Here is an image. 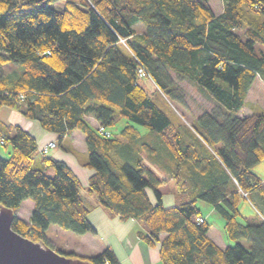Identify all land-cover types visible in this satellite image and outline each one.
Returning a JSON list of instances; mask_svg holds the SVG:
<instances>
[{
	"label": "trees",
	"instance_id": "1",
	"mask_svg": "<svg viewBox=\"0 0 264 264\" xmlns=\"http://www.w3.org/2000/svg\"><path fill=\"white\" fill-rule=\"evenodd\" d=\"M57 1L0 0V66L21 69H0V107L58 140L80 130L94 170L87 191L112 214L137 217L145 228L137 235L158 241L162 264H264V182L252 169L264 159V107L240 112L254 79L264 81V0H222L219 13L209 0ZM139 65L158 94L186 106L177 82L186 79L214 106L190 125L175 113L173 120L139 82L148 78ZM87 114L105 131L119 117L127 122L106 135ZM0 145V203L16 212L23 199L33 202L28 220L13 215V230L51 247L50 223L95 231L92 205L67 163L43 154L17 123L0 120ZM170 180L175 203L165 206L159 187ZM251 193L256 210L244 214L238 205ZM198 199L224 220L234 244L221 248L207 234L209 221H195ZM86 258L121 264L108 246Z\"/></svg>",
	"mask_w": 264,
	"mask_h": 264
},
{
	"label": "crops",
	"instance_id": "2",
	"mask_svg": "<svg viewBox=\"0 0 264 264\" xmlns=\"http://www.w3.org/2000/svg\"><path fill=\"white\" fill-rule=\"evenodd\" d=\"M222 9V8H221ZM221 11V10H220ZM220 11L216 12L219 13ZM4 105V104H3ZM1 105L0 112L5 113L6 116H2L0 120H3L7 123H17L23 129L25 128L31 135L34 137L37 145L38 150L45 147L47 145L46 142L53 141L55 142L54 146H47L46 151L43 153L45 155H50L55 159H61L76 174L78 178V182L80 184V193L88 199L89 203L92 205L91 209L88 211L87 216L91 222V224L95 227V231L93 232H84L82 234H77V239H74L75 245L72 249H69L71 252L79 253L85 256H93L94 254L98 253L104 246L111 247L113 249L114 254L118 257L121 264H162L159 259L158 251H159V244L158 241L153 245L146 244L140 237L137 235L138 231H145L143 224H141L140 220L135 217H126L124 219L120 218L117 214H112L108 208L101 204L96 194L89 193L87 191V181L90 174L93 173V168L85 165V161L87 159V152H86V143L84 141V135L80 130H73L67 136L62 137L60 140L57 139V134L54 132L44 130L37 120H32L20 112L15 110L14 108H10L7 105L3 109L4 106ZM85 119H88L90 124L94 127H98L99 121L93 118L92 115L87 114ZM109 132L110 130L107 129ZM262 166V167H261ZM262 173H264V165L260 163ZM264 178H262L263 180ZM264 182V180H263ZM150 190L149 188L146 189V192ZM148 193V192H147ZM149 196V193H148ZM154 196V195H153ZM150 198V196H149ZM155 199V197H154ZM163 199V194L161 195V201ZM151 201V199H150ZM26 203L28 208V214L26 217H23L20 214V207L22 203ZM152 202V201H151ZM155 203V202H153ZM33 202L30 198L23 199L20 205L17 207V211L15 212L16 215L20 216L22 219L28 220L30 211L32 210ZM201 210V214L204 215L205 220L210 216L211 213L214 212L212 206L209 204L207 210ZM101 215L105 219H108L110 223L116 225V227L120 228L121 230L118 231L119 234H116L114 237L109 235V232L104 230L103 235H100L101 228L98 226L96 219L98 216ZM95 219V220H94ZM239 221H244L243 219H239ZM210 226L207 230V234L209 238H211L218 246L221 248L226 246L227 244H231V241L226 237L223 238V233L218 231V229L214 228L212 222L210 221ZM221 223V222H220ZM224 223V222H223ZM223 223L220 224L223 230ZM105 226H107L105 224ZM212 227L214 228L213 234L211 233ZM48 228V227H47ZM116 233V231H115ZM159 237H163L164 233H159ZM45 239L49 242V239L45 236ZM87 242L90 249L83 248L81 246L82 243ZM54 248L61 247L60 245H55L53 241L50 242ZM64 248H69L64 245Z\"/></svg>",
	"mask_w": 264,
	"mask_h": 264
},
{
	"label": "rangeland",
	"instance_id": "3",
	"mask_svg": "<svg viewBox=\"0 0 264 264\" xmlns=\"http://www.w3.org/2000/svg\"><path fill=\"white\" fill-rule=\"evenodd\" d=\"M62 4H63L62 0H59V1L55 2L53 5L57 8H61ZM209 5H210V7H212L213 11L216 13V12L220 11L222 8V6H221L222 0H209ZM142 26L143 25L140 22H137L135 24L136 29L138 27H142ZM0 69L3 70V74H10V73L14 72L15 70L17 73H19L21 71L19 66L15 65L11 62L9 64H4V65L0 66ZM139 82L141 83V85H143L145 87L147 92L150 95H152V98L158 103V105H160L166 111L168 116H170L174 120L175 115H173V114L175 113L176 115L179 116V118L182 121H185V122L189 121L187 123L188 125H190L189 123L191 122V118H194L202 110L210 109L214 106L213 100L210 98L208 93L201 90L195 83H191V82L187 81L186 79H182V80L177 81L179 83V86L184 91L186 106H184V105L182 106L181 104H178L177 102L171 100L167 96L160 95L157 92H155L154 91V84L152 83L151 78L142 77V78H140ZM247 91L248 92H247V95H246V98L244 101L245 103L241 107L240 112L247 113V112H250L251 110L258 111L261 107H264V81L263 80L256 77L254 79V81L252 82V84L250 85V87L247 89ZM5 107L6 106H4L3 109H8ZM2 116H6V114L2 113V110H1L0 118ZM126 122H127L126 118L119 117L113 124L109 125V127H107L106 129H108V130L110 129L112 132V135H118L120 128L122 126H124L126 124ZM4 153H5L4 148L2 147V145H0V155H3ZM260 163H262V165H264V159L260 160V162H257L256 164H254L252 169L258 176H260V178L261 177L264 178V173H262V171H261V170H263V169H261L262 166L259 167ZM159 189H160V191H162V194H163L162 202L165 206L166 205H172L175 203V193L173 190L174 189V183L172 182V180L161 185L159 187ZM147 192L149 193L151 201L155 202L153 192L151 190H148ZM252 196L253 195L251 193L248 195V198L246 197L247 200L241 199V201L238 205V208L240 209V211L242 213L248 214V213H251L253 209L256 210L254 205H250L251 203L248 202V201H250L249 198H251ZM196 205H197V207L198 206L201 207L202 210H204V211L207 210L208 206H209V204H207L206 202H204L200 199H198V201L196 202ZM26 207H27V205L24 202V203H22L20 210H19L20 214L23 217H26V215L28 214V208H26ZM237 219H242V218L240 216H238ZM207 221H209V222L211 221L213 227L218 229V231H220L221 233H223L222 234L223 238L225 237V232L222 230V226H220V224H222L224 222V220L221 217H219V215L216 211H214L213 213L210 214V216L207 218ZM96 222H97L98 226H100V228H101L100 235H103L104 230H106L109 232V235L111 237H114L116 234H119L118 231L121 230L120 228H118V227H116V225H113L112 223H110L108 219H105L101 215L98 216V218L96 219ZM105 224L107 226H105ZM213 227L211 229L212 234H213L212 230L214 229ZM115 231H116V233H115ZM45 236L47 237V239H49V244L51 241H53V243L55 245H60L61 247H58V249H60L64 252H71L69 249H72L75 245V242L73 240L77 239V238H74V237H77V234L75 232L69 231V230H66L63 228H58L53 223H50L48 228L45 230ZM240 241L245 246L248 245L247 240L243 239ZM235 242L236 241L232 240L230 245L234 244ZM64 245H66L69 248H64ZM81 246H83V248H86V249L91 248V247H89L87 242L82 243ZM73 253H75V252H73ZM75 254L78 256H81V257L85 256L84 254L83 255H81L79 253H75ZM85 257H88V256H85Z\"/></svg>",
	"mask_w": 264,
	"mask_h": 264
},
{
	"label": "water",
	"instance_id": "4",
	"mask_svg": "<svg viewBox=\"0 0 264 264\" xmlns=\"http://www.w3.org/2000/svg\"><path fill=\"white\" fill-rule=\"evenodd\" d=\"M14 214L0 203V264H93L86 257L59 252L42 239L17 233L11 228Z\"/></svg>",
	"mask_w": 264,
	"mask_h": 264
},
{
	"label": "built area",
	"instance_id": "5",
	"mask_svg": "<svg viewBox=\"0 0 264 264\" xmlns=\"http://www.w3.org/2000/svg\"><path fill=\"white\" fill-rule=\"evenodd\" d=\"M137 74H138V76H147V77H149V76L146 74V71L144 70V68H143L142 66H140V65L137 67ZM149 78H150V77H149ZM98 129L101 130L102 132H104L106 135L108 134L107 131L101 129L100 127H98ZM54 145H55V142H53V141H48V142H47V145H46L45 147L41 148L40 150H41L42 153H44V152L46 151L47 146H54ZM203 219H204V217H203V215H201V214H199V216H196V217H195V221H197L198 223H199V222H202Z\"/></svg>",
	"mask_w": 264,
	"mask_h": 264
}]
</instances>
